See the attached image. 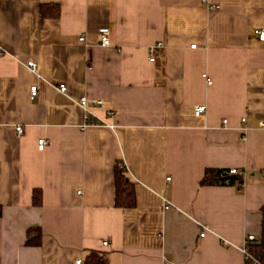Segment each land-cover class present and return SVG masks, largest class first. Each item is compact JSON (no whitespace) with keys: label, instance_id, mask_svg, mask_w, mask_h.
<instances>
[{"label":"crops","instance_id":"obj_1","mask_svg":"<svg viewBox=\"0 0 264 264\" xmlns=\"http://www.w3.org/2000/svg\"><path fill=\"white\" fill-rule=\"evenodd\" d=\"M259 31L264 0H0V264L91 251L109 264H246L264 208ZM118 166L133 209L115 207ZM208 169L243 172V189L202 186Z\"/></svg>","mask_w":264,"mask_h":264},{"label":"trees","instance_id":"obj_2","mask_svg":"<svg viewBox=\"0 0 264 264\" xmlns=\"http://www.w3.org/2000/svg\"><path fill=\"white\" fill-rule=\"evenodd\" d=\"M58 12V7L53 6ZM44 13V12H43ZM59 13V12H58ZM45 16V14H43ZM115 198L114 204L117 208L133 209L135 208L137 201L134 189V183L127 177V171L123 166H118L115 171ZM244 177L240 175H232L229 171H222L217 169H208L202 179V186L220 187L231 186L236 187L237 190H242L244 186ZM34 204L37 206L41 204V196L37 191L34 194ZM262 222H261V235L253 244L248 245L247 250L251 256L250 260H246V264H254V261L264 264V208L261 210ZM2 215V209L0 207V217ZM30 233V232H29ZM38 235L37 239L29 240L28 244L35 245L39 243ZM83 264H109L108 255L102 251H91L88 253Z\"/></svg>","mask_w":264,"mask_h":264},{"label":"built area","instance_id":"obj_3","mask_svg":"<svg viewBox=\"0 0 264 264\" xmlns=\"http://www.w3.org/2000/svg\"><path fill=\"white\" fill-rule=\"evenodd\" d=\"M210 9H212V7ZM108 30L109 29H101L100 30V37H101V43H102L101 45L103 47H106V46L110 45L109 31ZM257 34L259 35V39L261 41H263L264 40V32L263 31H259ZM80 41L83 42L84 41V38H81ZM193 47H195V46H193ZM27 66L33 72L36 70V65L34 63H32V62L28 63ZM203 77H204V79H206L207 85H212V80L208 77L207 74L206 75H203ZM58 89H59V91L61 93H66V91H67V88L65 87V85H60ZM36 93H37V87H32L31 88V94H32V96H35ZM80 102H81L80 103L81 107L87 109V103H88V101L86 99H82ZM96 104L97 105H100V104L102 105V102L99 101ZM205 112H206V107L205 106H198L195 109L194 114H195V116H200V115L204 114ZM90 118L91 117L88 118L89 124H96L95 122H92ZM23 130L24 129L21 126H18L16 128V131H17V133L19 135H22L23 134ZM47 144H48V141L46 139H44V138L39 139L38 140V145H39L38 146V150L39 151H43L47 147ZM231 173H232V175H240V176H243V172L237 171L235 169H233V170L231 169L230 174ZM168 180H170V178H168ZM166 208H168V207H166ZM200 226L202 227V232L200 234V237L203 238L205 236V232L207 231V226H205L203 224H200ZM255 241H256V238L254 236H252V235H250V236H248L246 238L245 247H244V253H245V259L246 260H250L251 259V256L248 253L247 247H248V245L253 244ZM102 246L103 247H107L108 246V242H103L102 243ZM75 264H83V261L82 260H80V261L78 260V261H76ZM254 264H262V263H259L258 260H257V261H254Z\"/></svg>","mask_w":264,"mask_h":264}]
</instances>
